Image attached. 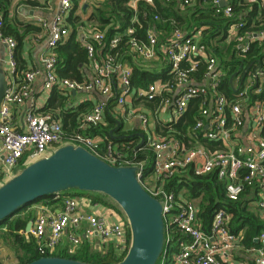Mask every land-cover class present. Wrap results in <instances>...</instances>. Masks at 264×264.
Returning <instances> with one entry per match:
<instances>
[{"label": "built area", "instance_id": "2783aa9c", "mask_svg": "<svg viewBox=\"0 0 264 264\" xmlns=\"http://www.w3.org/2000/svg\"><path fill=\"white\" fill-rule=\"evenodd\" d=\"M144 1L151 4L153 0ZM179 1L182 7L194 2ZM221 1H226V4L221 6ZM135 2L133 0L131 4ZM212 3L215 13L227 17L232 15V6L227 0H212ZM72 6L73 0H59L57 11L50 20L37 18L41 30L35 38L44 39L47 48L40 56L45 72L43 90L47 92L56 86L64 93L92 91L105 99L96 102L82 114L75 132L69 135L64 132L56 116L45 111H27L24 124L14 126L10 108L22 102L25 92L39 73L36 69L26 71L24 81L18 88H6L0 105V185L22 166L51 154L49 149L54 145H81L111 165L138 167L137 176L142 186L161 203L166 241H169V232L173 229L188 238V241L180 243L173 264H244L231 260V251L241 240L239 235L230 231L231 215L222 208L217 209L209 231H204L198 218L197 205L170 190L167 180L189 170L196 176L214 174L222 182L230 199H236L247 188L256 189L257 211L264 218V29H246L242 21L229 25L223 43L225 48L231 47L236 57L244 60L256 45L261 46V56L255 57L247 67L244 63L240 64L230 80V76L226 79L219 58L200 41V29L183 31L174 28L160 42L153 28L149 27L145 40H141L134 35L135 28L130 26L125 34L129 37L128 52L132 60L163 57L168 65L166 74L169 79H156L143 88L132 85L131 66L121 60L118 53L102 51L105 34L94 28L83 33L81 40L92 77L76 82L57 75L53 52L70 31L68 17ZM154 18L157 19V16ZM2 26L0 14V40L6 45L10 64L14 67L16 40L4 35ZM120 37L121 34L114 35L107 42V48L116 47ZM201 64L204 70L196 75ZM225 83L231 88L230 97L221 90ZM111 98H114L116 107L122 113L141 120L145 133L143 145L133 148L127 156L114 151L110 141L100 148V143L85 133L90 126L102 122L103 112ZM157 98L158 109L172 108V123L183 116L192 100L200 99L198 114L186 139L178 138L173 133L149 134V113L142 109V105ZM128 103L138 105L128 108ZM148 152L152 154V169L145 177V162L140 155ZM22 232L34 239L37 251L42 256L52 254L64 236L72 252L80 245L83 235L86 239L97 238L104 246L110 245L118 257L125 255L130 242L126 220L115 213L114 216H107L81 212L76 199L70 196L63 199L60 212L40 210L32 220L29 231ZM255 240L260 243V246L252 249L255 264H264V231Z\"/></svg>", "mask_w": 264, "mask_h": 264}, {"label": "trees", "instance_id": "16d2710c", "mask_svg": "<svg viewBox=\"0 0 264 264\" xmlns=\"http://www.w3.org/2000/svg\"><path fill=\"white\" fill-rule=\"evenodd\" d=\"M27 3L35 4L31 0H25ZM12 0H0V14L3 19L2 32L4 35L12 36L18 43L17 52L23 43V38L26 34L37 31L39 28L33 24H24L18 22L13 15H11ZM232 6V15L230 17L223 14L215 13L214 4L212 0H206L201 2L194 0L192 5L182 7L181 2L178 0H153L152 3H147L144 0H136L135 4H131V0H99L92 5V10L88 15L86 21L80 16L72 14L68 17V23L72 33L65 42H59L53 49L55 55L56 73L60 78H68L76 82H82L88 77L83 72V67L87 65V52L82 43L78 40V30L91 23L95 28L101 30L105 34V46L102 51H109L112 54L118 53L121 60L126 61L132 69L131 82L134 87H148L156 79H165L162 73L152 70V68H145L144 61L138 62L132 60V56L128 52V35L125 31L128 27L133 26L135 28L134 35L141 40H145L146 31L149 27L153 28L158 36L159 41H164L174 28H180L183 31H191L195 28L201 30V42L210 49L220 60L221 67L226 72V79L235 71L238 70L240 64L250 63L255 57L261 56V46H255V48L247 53L246 58L242 60L239 56H235L231 47L226 49L224 47V39L227 29L231 23L242 21L244 28L251 30L264 29V8L261 10V19H257V6L249 11L248 7H242L237 0H230ZM245 9V10H244ZM243 13V14H241ZM157 16V19L154 17ZM21 25V30H19ZM121 34L120 40L117 46L113 49L107 48V42L116 35ZM263 46V44H262ZM13 58L19 61V57L16 53L13 54ZM249 59V60H247ZM246 63V65H245ZM204 70V65L196 70V75H200ZM167 75V74H166ZM169 79V78H168ZM221 90L226 96H231V88L229 84L225 83ZM54 91V90H53ZM55 97L50 101L52 110L60 107V114L64 118V132L69 135L75 132L76 122L82 114L90 109V104L85 102L76 106H65V99L69 94L65 92V96L58 95L54 91ZM54 101V102H53ZM114 98L108 100L107 109H111ZM159 98L153 101L145 102L146 105L155 106L158 105ZM200 99L196 98L193 105L188 107L183 114L184 117L179 119L178 122L165 124L163 133H173L178 138L186 139L189 131L191 130L195 117L198 114V105ZM87 110H84L86 109ZM107 124H99L97 126H90L87 128V133L91 136H98L102 139L100 148H104L105 144L109 141L112 143H124L123 152L131 154L133 144L130 143L131 138L115 139L109 133V130L116 125V120L108 112ZM70 120V126H66V120ZM75 127V128H74ZM74 130L72 131V129ZM72 131V132H71ZM185 135V138L183 137ZM140 155V158L143 157ZM150 162L145 167L144 174L149 172ZM167 186L170 190H173L176 194H180L185 199L196 201L198 208V218L202 225V229L206 232L209 231L211 225V219L214 212L217 209H224L231 215L229 222L230 231L235 234H242L241 242L247 247L260 246V243L255 240L261 232L264 231V218H261L258 214L255 204V198L257 196V190L252 188L245 189L236 199H230L226 196L224 186L214 174H205L203 176H196L190 171L175 174L173 177L167 180ZM71 194L74 196H88L91 201L109 204L115 208V211L122 216L124 220V214L118 205L107 195L101 192H91L79 189H70L68 191L61 192L59 194L48 195L39 198L27 205L22 206L15 212L13 216H9L0 224L8 223L6 234L13 237V241L16 247V263L25 264L31 260H34L40 256L38 253L34 239L31 237L22 236L19 231H24L25 225L29 219H31L30 212L24 216H20L19 213L29 207L30 205L42 201L50 200L55 195ZM108 200L110 202H108ZM254 201V204H253ZM255 206V207H254ZM14 217V218H13ZM170 239L166 241L163 246L162 253L158 258L156 264H171L172 255L179 251L180 243L187 240L186 236L176 229L170 230ZM89 246H81L74 253H52L50 255L73 258L98 263H110L117 262L122 259L123 256L114 258L111 252L108 250L106 253L90 252Z\"/></svg>", "mask_w": 264, "mask_h": 264}, {"label": "crops", "instance_id": "0c3cea01", "mask_svg": "<svg viewBox=\"0 0 264 264\" xmlns=\"http://www.w3.org/2000/svg\"><path fill=\"white\" fill-rule=\"evenodd\" d=\"M31 1L35 2V4L27 3L25 0H12L11 2V6H10L11 15H13V17L18 22L24 23V24H33L39 28L37 31L28 33L24 36L23 43L21 45V48H19L18 52H17L18 43H16V47L14 49L13 54L16 53L18 55L19 61L16 58H13L14 67H12L10 64L11 58L8 53L6 45L0 40V72L4 74V78L6 81V88H8L9 86L18 88L20 84L22 83V81H24V73L26 71L30 69H36L39 71L38 75L35 77L29 89L25 92L22 102L13 104L11 106L10 108L11 121H12V124H14V126L19 127L24 124V114L27 111H32L34 113L45 111V112H50L53 115H55L56 118L60 121L64 129V126H63L64 118L61 116L62 114H60V107H57L55 110H52L50 106V101L54 99L55 97L54 91H56V93L61 96L62 95L65 96V93L62 92L56 86L47 92L43 90V83L45 81V72L40 63V56L46 52L47 48H46L44 39L35 38V35L41 30L37 22V18L41 17L46 20H50L53 17L54 13L57 11V8L59 6V0H31ZM97 1L99 0H81L82 7L80 8V11L84 15L83 16L84 21H86L88 15L90 14L92 10V5ZM199 1L205 2L206 0H199ZM79 2L80 0H73V6L69 13V16L72 14L76 6L79 8V5H80ZM237 2H239V5H241L242 7H248L249 11L254 7V4H255L258 7L257 12H256L257 14L256 17L258 20L261 19V10L264 8V0H237ZM75 3H76V6H75ZM227 3H230V0H227ZM78 8L73 12V15H78L77 14ZM19 26H20L19 30H21V25ZM94 28L95 27L91 23H86L85 26H83L81 29L78 30V33H77L78 40L81 42L83 33L89 32L90 30ZM72 32H73L72 29H70L68 35L62 41L65 42ZM229 48H230L229 46L226 47V49H229ZM137 61L141 62L143 60H137ZM144 62H145L144 63L145 68H152L153 71L156 70L162 73L163 77L165 78L168 77L166 75L168 65H167L166 60L163 57H160L155 60H146ZM83 72L89 79L92 77V72L87 65L83 67ZM67 93L69 94V96L68 98L65 99V103H64L65 106L67 104H69V106H72V105L76 106V105L87 102L90 104L89 107L91 109L92 106L96 102L105 99L100 94L96 92H92V91L88 92V91H83V90L82 91L77 90V91H72V92H67ZM193 103H194V100H192L189 103L188 107L190 108V105L192 106ZM137 105L138 104L128 103V108L136 107ZM142 109L146 111V113H149L148 115L149 134L153 136L161 135L163 133V128L161 127L165 124L172 123L171 122V119L173 118L172 108L165 107L160 110L158 109V105L149 106L145 104L144 106L142 105ZM84 110H87V108ZM108 112L111 113L112 117L115 120L121 121V125L119 127H116L117 124L116 125L114 124V127H116V129L114 130V134L115 135H122V134L129 135L130 134L131 137L129 138L132 139L130 140V143L132 144L134 143L133 146L138 144L141 140V138L138 136V133H143L145 135L144 130L142 128L141 120L137 116L129 117L126 114L122 113L116 107L115 102H114L111 109H109V111L106 108L105 111L103 112V119L100 124H103L104 126L108 122L106 118ZM184 115L179 117L176 120V122H178L179 119L184 117ZM78 120L79 119H77V122H76L77 125H78ZM66 126L67 127L70 126L69 119L66 120ZM114 127L112 126V128ZM74 128L72 129V131L74 130ZM85 133L89 135L90 137H92L96 142H99L101 144L102 139L100 137L91 136L90 134L87 133V129ZM183 137L185 138V135ZM121 139H126V138H121ZM112 145H113L114 151H116L117 153H120L123 156L129 155L127 154V152L122 151L124 149V143L123 144L121 143L123 147H121L119 143H112ZM0 146H1V142H0ZM57 147L58 146H55V145L52 146L49 149V153H52ZM142 156L143 157L141 158L145 162L144 171H145V167L147 166V163L150 162V170L149 172L145 174V177H146L151 173L152 154L148 152V153H144ZM0 157H2L1 148H0ZM189 171L192 172L191 170ZM67 196L74 197L76 199L77 204H78V210L81 212L96 213L99 215H107V216H114V213H115L118 217L122 218V216L116 212L117 210L115 211V208H113V206L109 204L93 202L88 196H74L71 194L55 195L50 200H47L45 202L42 201V202L34 203L30 205L29 207H27L26 209L22 210L19 213V215L24 216L30 212L31 218L33 220L35 216L37 215V213L42 209L46 210L47 212L58 213L63 208V199ZM108 202L110 201L108 200ZM253 204H254V201H253ZM254 205H256V201ZM0 229L6 230L4 226H2ZM237 235H239L240 238H242V234H237ZM81 236H82L81 243L76 248V250L79 249L81 246L83 247L87 245L89 246L88 250L90 252H97V253L104 254L109 250L114 258H118V254L113 252L112 249H110V245L104 246L95 237L93 239H86L83 235ZM186 241H188V238L187 240L185 241L183 240L182 242H186ZM105 248L107 249L104 250ZM253 248L255 247H247L243 245L240 240L239 245L231 251L230 256H231L232 262H242L244 264H255V253L252 250ZM60 252L74 253L70 250V243L68 242V239L66 236L62 238V240L60 241L58 246L55 247L52 253H60ZM174 255L175 254L172 255L171 264H173ZM7 263H10V264L16 263V257L13 253H12V258L7 255L6 250H5V243L3 241V238L0 237V264H7Z\"/></svg>", "mask_w": 264, "mask_h": 264}, {"label": "water", "instance_id": "95a60500", "mask_svg": "<svg viewBox=\"0 0 264 264\" xmlns=\"http://www.w3.org/2000/svg\"><path fill=\"white\" fill-rule=\"evenodd\" d=\"M226 1H221L224 6ZM85 7V6H84ZM233 74L230 76L232 79ZM6 90L4 74L0 72V103ZM116 127L121 121L116 120ZM115 139L131 135H115ZM141 147L145 136L138 133ZM136 165H111L81 145L64 143L48 156L22 167L0 185V224L13 216L22 206L39 198L59 194L70 189L101 192L121 209L129 228L130 242L121 260L98 264H156L165 243L166 227L159 200L142 186ZM32 218L25 225L27 233ZM25 264H94L91 262L47 255Z\"/></svg>", "mask_w": 264, "mask_h": 264}, {"label": "rangeland", "instance_id": "374dc122", "mask_svg": "<svg viewBox=\"0 0 264 264\" xmlns=\"http://www.w3.org/2000/svg\"><path fill=\"white\" fill-rule=\"evenodd\" d=\"M80 5H79V8H78V10H77V14L80 16V18H82V19H84V15L82 14V12L80 11V8L82 7L81 6V0H80ZM195 204H196V201H193ZM14 218V217H13ZM11 221V219L10 220H8V222L7 223H4L3 225H1L0 226V228L2 227V226H4L6 229H7V227H8V223ZM6 232V230H2V229H0V237H2L3 238V241H4V243H5V250H6V253H7V255L8 256H10L11 258H12V253L13 254H16V247H15V243H14V241H13V237L12 236H10V235H8V234H6L5 233ZM19 233L22 235V236H24V237H28V238H30L29 237V235H26V234H24L22 231H19ZM11 263V262H10ZM10 263H7V264H10Z\"/></svg>", "mask_w": 264, "mask_h": 264}]
</instances>
